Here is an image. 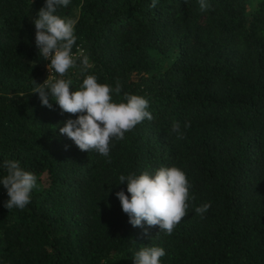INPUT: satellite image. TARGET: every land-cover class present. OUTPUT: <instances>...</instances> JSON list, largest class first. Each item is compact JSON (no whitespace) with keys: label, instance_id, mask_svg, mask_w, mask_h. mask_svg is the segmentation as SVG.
Listing matches in <instances>:
<instances>
[{"label":"trees","instance_id":"1","mask_svg":"<svg viewBox=\"0 0 264 264\" xmlns=\"http://www.w3.org/2000/svg\"><path fill=\"white\" fill-rule=\"evenodd\" d=\"M207 3L71 0L57 8L77 20L73 53L82 49L92 64L69 70L72 90L92 74L113 88L119 80L116 102L125 92L149 101L153 119L113 139L109 162L60 134L75 115L32 93L49 75L35 43L45 0H0V165L16 160L37 176L23 210L4 207L0 183V264H134L153 246L165 250L160 264H264V0ZM162 166L182 169L195 198L170 235L132 226L116 195L128 194L120 175ZM205 203L202 218L195 208Z\"/></svg>","mask_w":264,"mask_h":264},{"label":"clouds","instance_id":"2","mask_svg":"<svg viewBox=\"0 0 264 264\" xmlns=\"http://www.w3.org/2000/svg\"><path fill=\"white\" fill-rule=\"evenodd\" d=\"M71 0H45L34 19L35 43L39 56L50 61L47 64L48 77L43 83H36L32 93H38L43 106L52 108L50 101H55L62 113L75 115L67 119L59 128L81 151H96L109 158L113 139L123 140L125 133L131 132L145 119L152 120L148 111L149 101L141 95L123 94V100L116 102L112 94H121L122 85L117 80L113 88L109 84L99 83L92 74L85 75L79 88L72 90V79H65L70 69L79 67L86 73L92 67L88 55L82 49L73 53L76 43L75 25L77 20L63 18L56 14L58 7H67ZM158 0H152L156 7ZM201 10H207V0H199ZM79 61V64H78ZM190 122L186 121L185 128ZM178 139L184 138L179 122L172 125ZM6 175L0 183L7 190L9 199L4 207L8 210H23L31 202V192L37 186V176L21 168L19 161L5 160L0 165ZM127 184V193H116L124 213L132 226H159L160 231L170 235L181 220L188 214L191 184L186 173L179 167H160L155 174L144 172L140 175L130 173L119 176V184ZM205 203L195 208L202 218L210 208ZM165 255L162 247H144L134 255V264H160Z\"/></svg>","mask_w":264,"mask_h":264},{"label":"rangeland","instance_id":"3","mask_svg":"<svg viewBox=\"0 0 264 264\" xmlns=\"http://www.w3.org/2000/svg\"><path fill=\"white\" fill-rule=\"evenodd\" d=\"M48 74H49V72H48Z\"/></svg>","mask_w":264,"mask_h":264}]
</instances>
